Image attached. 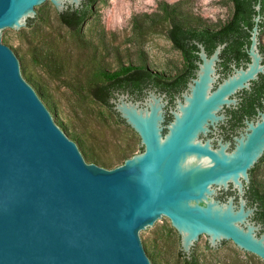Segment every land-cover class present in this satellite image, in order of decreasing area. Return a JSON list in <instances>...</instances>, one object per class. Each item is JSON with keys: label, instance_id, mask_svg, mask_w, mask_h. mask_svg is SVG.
Returning a JSON list of instances; mask_svg holds the SVG:
<instances>
[{"label": "water", "instance_id": "1", "mask_svg": "<svg viewBox=\"0 0 264 264\" xmlns=\"http://www.w3.org/2000/svg\"><path fill=\"white\" fill-rule=\"evenodd\" d=\"M49 2L59 14L83 4L0 0V264H156L142 243L169 219L188 259L208 236L211 247L233 241L264 260V232L253 220L258 208L246 195L250 171L264 158V118L230 153L197 140L224 97L253 78L254 53L248 71L210 96L213 69L205 61L165 136L166 103L156 92L135 102L118 94L113 108L144 151L106 169L81 152L59 110L53 118L54 103L38 95L25 79V60L6 45L4 34L21 32ZM255 8L260 13L261 2ZM260 20L258 14L252 51ZM230 185L237 194L221 199Z\"/></svg>", "mask_w": 264, "mask_h": 264}, {"label": "rangeland", "instance_id": "2", "mask_svg": "<svg viewBox=\"0 0 264 264\" xmlns=\"http://www.w3.org/2000/svg\"><path fill=\"white\" fill-rule=\"evenodd\" d=\"M233 11L232 0H96L84 24L72 30L49 2L21 32L4 36L6 45L25 60V79L54 103L48 108L53 118L59 110L91 163L113 169L143 152L141 139L114 108L95 97L94 88L127 69L174 75L183 59L169 38L171 24L218 27ZM261 38L264 42V31ZM251 180L264 192V160ZM142 244L156 264H186L181 237L170 219L159 223ZM191 256L197 264H264L233 241L211 247L208 236L195 243Z\"/></svg>", "mask_w": 264, "mask_h": 264}, {"label": "flooded vegetation", "instance_id": "3", "mask_svg": "<svg viewBox=\"0 0 264 264\" xmlns=\"http://www.w3.org/2000/svg\"><path fill=\"white\" fill-rule=\"evenodd\" d=\"M260 16L258 43L253 51L252 35L255 19L252 18L254 22L252 27L244 21L239 22L240 26L229 27L227 24L235 17L233 11L230 19L218 27L188 29L190 34L182 45H177L171 40L183 59L182 68L174 75L167 76L145 70L139 95L131 94L130 90L120 93H126L132 99L145 101L151 91L156 92L157 96L166 103L163 108L162 123V135L165 136L169 132V126L175 122V114L179 112V101L184 102V95H189L191 86L196 85L201 66L205 61H211L213 69L208 91L210 96L240 72L248 71L255 64L252 56L254 53L256 68L253 78L246 81L245 86L237 88L224 97L222 104L214 111V118L207 121L206 130L201 132L197 139L202 143L208 142L215 150L226 146V151L232 152L239 139L249 132L250 126L257 125L264 118V42L261 38L264 31V15L260 12ZM120 93L115 92L117 96ZM142 151H144L143 147ZM251 183L246 188V195ZM236 194V190L234 191L233 186L230 185L229 191H222L220 198L225 200L228 196ZM247 198L249 200L248 196Z\"/></svg>", "mask_w": 264, "mask_h": 264}, {"label": "trees", "instance_id": "4", "mask_svg": "<svg viewBox=\"0 0 264 264\" xmlns=\"http://www.w3.org/2000/svg\"><path fill=\"white\" fill-rule=\"evenodd\" d=\"M96 0H83V4L80 8L75 9L69 7L63 13L59 14L60 20L63 24L69 27L72 30H76L81 27L84 22L87 20L91 6ZM234 6V19L227 24V26H240V21L246 22L250 27L254 26L252 18L260 14L256 10V5L261 2L260 12L264 15V0H232ZM30 22L29 25H31ZM190 31L185 29L181 24L173 22L169 30V38L175 44H184ZM145 69H127L123 70L121 73H118L116 76L111 78L105 84L97 85L93 93L95 97L101 101L106 106L113 108L111 103L112 98H116L117 94L115 92H125L130 90L131 94H140L141 91V80L144 76ZM124 122V121H123ZM264 160V158H263ZM256 170L254 168L252 173ZM247 196L249 197V205H257L258 209L253 217V220L262 225V231L264 232V192L259 190L254 183H251L250 188L247 191ZM186 264H197L194 257L190 259H185Z\"/></svg>", "mask_w": 264, "mask_h": 264}]
</instances>
